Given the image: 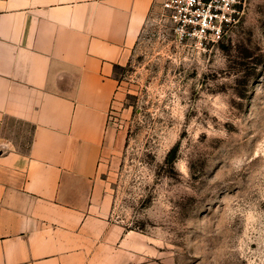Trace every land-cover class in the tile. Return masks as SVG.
<instances>
[{
    "label": "rangeland",
    "instance_id": "rangeland-1",
    "mask_svg": "<svg viewBox=\"0 0 264 264\" xmlns=\"http://www.w3.org/2000/svg\"><path fill=\"white\" fill-rule=\"evenodd\" d=\"M116 77L124 148L105 191L113 219L147 237L148 264H264V0H241L207 46L155 5ZM8 136L29 145L19 126Z\"/></svg>",
    "mask_w": 264,
    "mask_h": 264
},
{
    "label": "crops",
    "instance_id": "crops-1",
    "mask_svg": "<svg viewBox=\"0 0 264 264\" xmlns=\"http://www.w3.org/2000/svg\"><path fill=\"white\" fill-rule=\"evenodd\" d=\"M160 2L0 0V264H148L103 175L124 148L116 71Z\"/></svg>",
    "mask_w": 264,
    "mask_h": 264
},
{
    "label": "built area",
    "instance_id": "built-area-1",
    "mask_svg": "<svg viewBox=\"0 0 264 264\" xmlns=\"http://www.w3.org/2000/svg\"><path fill=\"white\" fill-rule=\"evenodd\" d=\"M241 0H161V17L180 41L219 43L238 21Z\"/></svg>",
    "mask_w": 264,
    "mask_h": 264
}]
</instances>
